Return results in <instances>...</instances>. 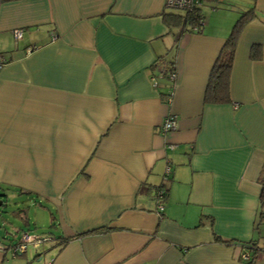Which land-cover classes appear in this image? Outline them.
<instances>
[{
	"label": "crops",
	"instance_id": "obj_1",
	"mask_svg": "<svg viewBox=\"0 0 264 264\" xmlns=\"http://www.w3.org/2000/svg\"><path fill=\"white\" fill-rule=\"evenodd\" d=\"M226 2L206 4L215 15L199 31H180L163 21L165 0H0V210L16 197L17 239L51 229L30 232L49 241L42 251L16 254L5 232L0 264H246V245L255 259L264 251V0L232 15ZM248 8L231 101L205 102ZM159 56L173 58L174 83L152 84ZM167 115L176 126L162 131Z\"/></svg>",
	"mask_w": 264,
	"mask_h": 264
},
{
	"label": "trees",
	"instance_id": "obj_2",
	"mask_svg": "<svg viewBox=\"0 0 264 264\" xmlns=\"http://www.w3.org/2000/svg\"><path fill=\"white\" fill-rule=\"evenodd\" d=\"M214 6V5H213ZM215 7V6H214ZM254 15L253 8H248L242 11L238 18L233 23L231 30L226 37L220 52L218 53L209 73L207 84L204 91V101L208 103H227L231 101L229 94V78L230 69L232 65V60L234 56L235 45L238 37V33L242 26L250 20ZM163 21L168 27L179 28L180 31L191 30L193 26L197 24L202 27L203 14L201 9L193 10H172L169 9L162 13ZM257 49L256 46H252L253 52ZM152 69L162 70L165 76L171 71H175V64L173 58H168L165 56H159L157 60L152 65ZM162 187V186H160ZM165 197V193L163 195ZM261 203L264 204V188L261 192ZM260 218L264 219V211H261ZM53 225V217L51 214L50 225ZM71 236H58L56 239L58 243H63L68 240ZM216 240H221L229 243L230 240L221 239L218 235L215 236ZM247 247L253 249V254L248 261H244L246 264H253L255 259V252L258 247L255 245H246Z\"/></svg>",
	"mask_w": 264,
	"mask_h": 264
},
{
	"label": "built area",
	"instance_id": "obj_3",
	"mask_svg": "<svg viewBox=\"0 0 264 264\" xmlns=\"http://www.w3.org/2000/svg\"><path fill=\"white\" fill-rule=\"evenodd\" d=\"M223 0H165V6L169 8H175L179 10H193V9H201L203 6H205L208 3H219L222 2ZM200 25L197 24L196 26H193L192 29L194 31H199L200 30ZM21 29L16 28L13 29L14 36L16 38H19L21 36ZM5 62V59L3 56L0 55V66L2 63ZM176 71H171L167 74V77L171 80L172 83L175 82L176 80ZM158 77H165L164 73L162 70L155 69L152 73L151 76V81L154 86H157V78ZM172 84L168 88V91L166 93V98L169 100L172 94ZM176 126V121L172 115H167L161 124V130L162 131H168L171 129H174ZM169 172V168L166 169L165 175H167ZM164 175V176H165ZM158 199H160V202L158 203L159 210L162 209V203L161 200L163 199V193L162 190H158ZM46 238L44 237H39L37 235H33L28 233L27 231H21L17 241L11 246V252L12 254H16L18 252H23L25 251L26 247L28 244L33 245L36 247L40 242L44 241ZM251 257V254L248 253L247 249H242L240 252V259L242 261H248Z\"/></svg>",
	"mask_w": 264,
	"mask_h": 264
},
{
	"label": "rangeland",
	"instance_id": "obj_4",
	"mask_svg": "<svg viewBox=\"0 0 264 264\" xmlns=\"http://www.w3.org/2000/svg\"><path fill=\"white\" fill-rule=\"evenodd\" d=\"M226 3H229L230 7L234 10H226L225 12L222 13H227V14H234L236 13L235 11L238 10H242L248 7L249 2L248 0H226ZM208 4H212V3H208ZM247 6V7H246ZM172 10H176L175 8H170ZM211 10V7L209 5H205L202 7V13L204 15L203 21L202 23L206 24L207 21H209L211 19V17H213V15H215V13H209V11ZM15 198L16 197H11L8 198L9 200V205L7 206L6 210H0V215L1 217L3 216L4 218L8 219L9 221L11 220L13 225H10L9 223L5 222L3 219L1 220L0 218V236L5 235V232H7V236L9 238V240L11 242H15V240L17 239V234H16V229L14 225H19V221L14 220V218H12V216L10 215V209H14L15 207ZM37 211L41 214L43 213V217L42 215H37V219L38 220H43V222H47L49 221V219H47V210L44 211L42 209L37 208ZM43 211V212H40ZM34 213H35V206L31 205L30 206V211H29V216L31 217V220H34ZM32 224V223H31ZM37 226L36 228H26L28 230V232H37L39 234H42V236H44L47 231H50L51 229L47 226V225H40ZM264 225V224H262ZM32 226V225H31ZM8 241V240H7ZM49 241H43L39 243V247L37 248L38 251H42V249L46 246L45 244H47ZM261 242H264V235H262L261 237ZM43 254V253H42ZM45 256V254H43ZM34 260V259H33ZM256 263L257 264H264V251H260L259 254L256 257Z\"/></svg>",
	"mask_w": 264,
	"mask_h": 264
}]
</instances>
